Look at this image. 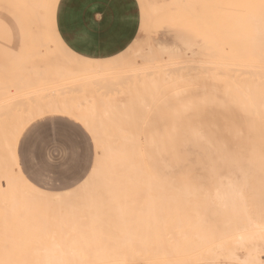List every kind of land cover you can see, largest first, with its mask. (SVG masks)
Instances as JSON below:
<instances>
[{
  "label": "rangeland",
  "instance_id": "374dc122",
  "mask_svg": "<svg viewBox=\"0 0 264 264\" xmlns=\"http://www.w3.org/2000/svg\"><path fill=\"white\" fill-rule=\"evenodd\" d=\"M170 1L0 0V129L8 127L11 121L17 126L15 134H7L15 152L12 160L14 174L24 176L36 187L50 193L76 187L77 183L43 181L30 169L26 170L24 131L38 121L53 125L57 121L79 122L92 131L77 116L49 112L29 115L39 102L53 98L60 103L75 100L70 102L75 114H81L85 111L84 105L93 102L97 108L89 117L95 120L93 123L98 120L96 118L109 120V116L101 113L104 109L102 97L115 105L116 114L127 109L131 114H120V117L117 114L116 118L114 114L110 116V119L119 120L114 122L115 125L113 121L98 125L113 132L99 134L113 136V139L116 136L140 137V151L155 175L164 174L167 154L158 144L147 143L146 137H155L156 141L164 137L166 140H179L187 152H195L189 139L193 135L199 136L197 168L194 170L196 183L161 185L159 182L156 185L131 186L127 195H136L137 201L127 202L126 197L121 202L125 209L135 210L129 215L134 216L143 213L141 210L152 204L149 200H154L156 194H178L181 195L180 201L164 202L159 209L162 216L171 213L186 221L180 225L172 223L175 220L159 223L158 231H163L164 236V242L159 246L157 242L130 244V248L136 247L138 254L143 255L141 259L137 255L132 261L134 264H199L201 261L227 264L231 251L244 257L248 255L249 247L256 245L237 241L234 229L239 222L237 208L243 211L247 207L250 217L261 224L259 227L249 226V232L264 236V114L255 112L264 111V100L256 99L261 105L256 108L253 107L255 98H245L247 93L253 96V91L255 96L264 94V52L253 53L259 40L263 43L259 49L264 51V36L260 38L258 32L259 27L264 35V9L261 8L262 0H191L192 5H188L191 4L188 0L186 3L184 0ZM202 3L204 5L201 6ZM64 7L70 13L79 9L107 15L112 23L123 25L128 30L127 46L120 53L104 55L100 59L91 57V60L75 54L60 39L55 28V21L63 15ZM65 68L80 71V74L66 78L57 76ZM96 70L106 73L102 78L107 80L96 82L90 79L89 76L99 73ZM244 102L245 105L242 104ZM183 104L190 106L183 107ZM115 141L114 145L120 142L119 139ZM101 143L102 139H96L93 133L91 143L85 141L86 164L90 157L94 168L101 158ZM92 171L88 168V174ZM88 174L82 173L83 179ZM227 177L236 179L233 186L228 187ZM1 180L6 187L7 181ZM96 181L98 179L93 183ZM227 188L240 190L244 201L236 205L237 198L224 199L222 194ZM100 192L95 196L92 194L94 197L90 194L70 197L67 203L53 204L50 212L54 214L55 208L59 207L62 214L56 217L55 212L54 218L59 220L61 217L60 221H67L69 228L79 218L82 222L86 210L84 205L93 204L91 200L95 199L105 200ZM62 204L79 207L67 212ZM246 216L247 213L245 223ZM153 218L141 222L151 224ZM49 219L52 220V216L50 218L49 215ZM189 221L195 222L193 231L186 235L187 238H182L180 235L188 229ZM127 222L134 224L140 221L130 218ZM129 229L134 228L128 227L125 231ZM5 242L3 246L8 248L10 245ZM183 246L191 248L190 256L178 249ZM261 258L264 264V252H261Z\"/></svg>",
  "mask_w": 264,
  "mask_h": 264
},
{
  "label": "bare ground",
  "instance_id": "6f19581e",
  "mask_svg": "<svg viewBox=\"0 0 264 264\" xmlns=\"http://www.w3.org/2000/svg\"><path fill=\"white\" fill-rule=\"evenodd\" d=\"M173 1L176 2L177 0H172L170 2ZM187 2L191 3V0H188ZM188 5H192V3ZM202 5L204 4L202 3L201 6ZM191 11L193 12V9ZM262 52H264L263 49L260 51V54H263ZM216 70L214 69V71ZM79 72L80 71H72L65 68L61 72V74L59 72L57 76L66 78L69 77V75L77 76L78 74H80ZM105 74L106 73L100 70L98 74H92L91 76H89V78H92L93 81L96 82H99L101 79V81L107 80L106 78H102V76H104ZM241 83L242 82H240V86H242ZM248 90L249 89H247V91ZM254 92L255 91H253V96L251 97L249 96V93H247L245 98H248V100L251 98H255L253 107L257 108L261 105L256 102V99L258 100L260 98V100H264V94L255 96ZM67 98L68 96L66 97V99ZM73 98L74 97H71L70 99ZM75 99H77V97ZM102 99H104V101L102 100L104 109L103 111H101V113L104 116H109L107 117L109 118V120L96 118L98 119L96 123H93L95 121L94 119L89 118L91 117V114H94L93 111L97 109L95 108V104L93 102L84 105L85 111H82L81 114H75V110L70 103L72 100L70 102H67L66 100L63 103H60V101H57V99L55 98L44 103L39 102L35 105V109L29 111V115L35 113L41 115L49 112L52 114H67L80 117V119L84 121L91 129L95 138L102 139L103 143H101L100 145L102 148V154L101 158L98 160V166L95 167V171H92V173H90V175L82 183L67 191H54L50 193L45 189L36 187L24 176L14 174L15 170L12 167V160H14L13 158L15 157V152L12 150V144L9 141L8 137L11 134H15L14 131L17 129V126L13 123L11 124V122H13L11 121L9 122L10 125L8 127L0 129V181H2V178L5 179V182L7 181L6 187L5 185L0 186V264H120L119 262L116 263V261H121L122 263L127 260L130 262L124 264H134L132 260L138 256L140 258L142 253L138 254L139 250L136 247L130 248V244L139 241L143 243L142 245L157 242V245L159 246L164 242L163 231H158L159 223L172 222L173 220H175V222L172 223H178L180 225L186 222L180 217H174L173 215H171V213H168L166 216H162L159 209V207L164 202L180 201L181 195L178 194L173 195L166 192H164L163 195L156 194L154 196L156 197L154 200H149V202H151L152 204H148L147 206H145L143 210H141L143 211V213H139L134 216L129 215L131 213H134L133 211L135 210L131 211L125 209V207L121 206L120 204L124 201V199H126V197L127 202L137 201L138 198L136 199V195H133L132 193L127 195V192L131 191V186L134 187L141 184L156 185L159 182L162 183L161 185H170L174 183H196L197 174L194 173V170L197 168L196 153L200 141L199 136L193 135L189 139V142L193 145V149L195 152H187L184 147L180 145L181 143L179 142V140H174L172 138L166 140V138L164 137L156 141L155 137H146L147 143L151 145L155 143L158 144L160 147L164 148L167 154L163 167L164 174L162 176L157 174L155 175V173L152 171L151 165L146 161L145 156L140 151V148L142 146L140 137L116 136L115 139H113V136H100L99 133L102 134L104 132L105 134L114 131L98 126L99 124L105 123L106 121H113V123L119 121L118 119H110L111 115L114 114L116 118L118 117L117 114H119V117L120 114H131L129 111H127V109H125L121 113L116 114L115 105L108 102V98L102 97ZM239 99H241L240 96ZM242 104L245 105V102ZM80 105L83 104L80 103ZM143 105L147 104L143 103ZM198 105L199 104H197V106ZM123 106L126 107L125 104H123ZM189 106L190 104H183V107ZM255 112L257 114H264V111H261L260 113L258 112V110H255ZM94 117H96V115ZM4 122L2 121V123L5 125ZM125 128L126 127H124V129ZM259 132H261V130ZM7 134H9V136ZM117 139H119L120 142H118V145H114L115 142H117L115 141ZM210 148L211 145L209 143L208 149L210 150ZM95 179H98V181H96V183H93ZM227 179L228 187L233 186L236 179H232L230 177H227ZM126 186L129 187V190L126 189ZM100 191H102L103 194ZM96 192H100L102 194V199L105 198V200L103 199L98 201L95 199L91 200L93 204L84 205L86 208L82 217L84 220L82 219L81 222L79 218V221L75 223L74 226H71L69 224V226L71 227L68 228L67 221H60L61 217H58L59 220H56L54 218L55 212L57 214L56 217L58 216V214H62V212L60 213L59 207L55 208L54 214H51L50 212V209H52L51 207L55 203H67L70 197H79L80 195L82 196L84 194H93L95 196ZM97 193L96 195L99 194ZM222 196L224 199L231 198V200L237 198L236 205H240L241 202L244 201L241 198V191L233 188H227L223 192ZM62 207H64V209L69 212L68 209L79 207V205L62 204ZM239 209L241 210V208L236 209L237 219H239V222L236 226H234L237 241L244 245L246 244L253 246L256 244L257 246L255 245L253 247H249V253L244 257H240L235 251H231L227 256V264H262L261 252H264V236H262V234L257 235V232L251 233L249 232V229H247L249 228V226L259 227L261 226V224L259 223V221L250 217L249 213L247 212V207H244L243 211H240ZM246 213L247 216L245 223L244 218ZM49 215L50 218L52 216V220L49 219ZM77 217H79V215ZM152 217H154V221L151 224L149 222H141L146 221V219ZM130 218L137 219L140 222L134 224H131L130 222L128 223L127 220H129ZM162 219H164V221H161ZM187 224H189L188 229L185 231L183 230L180 235L182 238H187L186 235L192 233L193 230L191 229L195 226V222L193 221H189ZM128 227L134 229L125 231V228ZM81 228L87 229L82 230ZM176 237L175 239H177ZM5 241H8L10 245L8 248L3 246V243ZM42 244H48V246H42ZM164 247L167 246L164 245ZM176 247L179 246L177 245ZM146 248L147 247L143 249ZM153 249L155 248L153 247ZM178 249L181 252L185 253V255H191V248L189 247L183 246L182 248ZM118 253L120 254V256H118ZM168 254H170V252H168ZM73 260H78V262H74ZM199 264L207 263L201 261L199 262Z\"/></svg>",
  "mask_w": 264,
  "mask_h": 264
},
{
  "label": "snow or ice",
  "instance_id": "6c2138e0",
  "mask_svg": "<svg viewBox=\"0 0 264 264\" xmlns=\"http://www.w3.org/2000/svg\"><path fill=\"white\" fill-rule=\"evenodd\" d=\"M261 8L264 9V0ZM91 136L90 130L79 122L57 121L54 125L47 121L36 122L22 134L26 170L30 169L43 181H75L78 185L83 179L82 173L88 174V168L95 171L90 157L86 164L85 141L91 143ZM0 186H3L2 181Z\"/></svg>",
  "mask_w": 264,
  "mask_h": 264
},
{
  "label": "crops",
  "instance_id": "0c3cea01",
  "mask_svg": "<svg viewBox=\"0 0 264 264\" xmlns=\"http://www.w3.org/2000/svg\"><path fill=\"white\" fill-rule=\"evenodd\" d=\"M63 10V15L58 16L55 21L56 32L64 44L75 54L83 58L91 59L93 57V59H100L104 55L120 53V50L127 46L129 42L128 30L123 25L112 23V20H109L107 15H102L104 16L102 18L100 15L86 13L79 9L74 11V13H70L67 7H64ZM250 18L254 20L253 15ZM261 31L258 27L260 38L264 36ZM259 47H263L261 40L256 42L253 53L260 54L261 50ZM70 189L72 188L61 191Z\"/></svg>",
  "mask_w": 264,
  "mask_h": 264
}]
</instances>
